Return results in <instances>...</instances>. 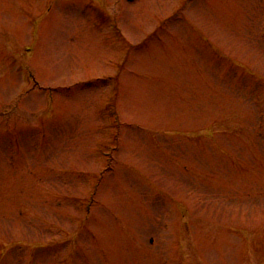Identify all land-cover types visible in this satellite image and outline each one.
<instances>
[{"label": "rangeland", "instance_id": "obj_1", "mask_svg": "<svg viewBox=\"0 0 264 264\" xmlns=\"http://www.w3.org/2000/svg\"><path fill=\"white\" fill-rule=\"evenodd\" d=\"M0 264H264V0H0Z\"/></svg>", "mask_w": 264, "mask_h": 264}]
</instances>
